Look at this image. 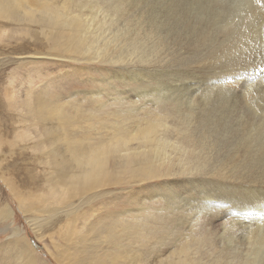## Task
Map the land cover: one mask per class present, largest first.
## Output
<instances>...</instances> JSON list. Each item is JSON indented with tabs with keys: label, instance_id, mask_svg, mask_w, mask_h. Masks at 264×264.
Masks as SVG:
<instances>
[{
	"label": "bare ground",
	"instance_id": "bare-ground-1",
	"mask_svg": "<svg viewBox=\"0 0 264 264\" xmlns=\"http://www.w3.org/2000/svg\"><path fill=\"white\" fill-rule=\"evenodd\" d=\"M0 21L16 26L8 33H20L18 40L44 34L36 46L49 52L31 58L111 63L119 78L137 81L136 97L149 96L166 111L154 109L136 128L120 123L110 138L94 141L68 136L80 117L63 104H49L47 95L40 114L22 121L32 126L48 118L61 127L64 154L51 153L49 183L68 196L159 181L164 188H156L158 194L188 215L181 219L188 225L185 238L168 250L156 242L149 249L156 232L141 230L145 235L134 238L132 223L122 225L117 214L110 215L113 222L94 228L93 246L113 247L110 262L97 264H264V0H0ZM144 63L151 68H141ZM50 129L44 154L58 132ZM174 132L177 138L170 136ZM64 209L70 216L79 208ZM156 216L152 220L166 217ZM122 236L143 254L133 247L121 253ZM31 254L25 264H35Z\"/></svg>",
	"mask_w": 264,
	"mask_h": 264
},
{
	"label": "rangeland",
	"instance_id": "rangeland-1",
	"mask_svg": "<svg viewBox=\"0 0 264 264\" xmlns=\"http://www.w3.org/2000/svg\"><path fill=\"white\" fill-rule=\"evenodd\" d=\"M15 28L16 26L8 21H0V264H25L31 253L35 264H97L101 259L110 262L108 256L113 247L105 244L98 249L93 246L97 242H92V237L96 235V225L103 221L113 222L114 219L109 218L113 214H117L122 225L127 222L134 225L135 229H132V224L129 228L134 238L145 235L138 234L141 230H147L154 235L157 233L155 239L150 240L149 249L157 243L158 249L173 248L177 240L184 239L187 234L188 225L182 223L181 219L188 215L180 211L177 205L167 202L166 197L158 194V190L163 187L162 182L150 181L133 185H125L123 182L72 198L66 194L64 187L58 188L49 183L54 170L51 166V153L60 151L64 154L62 144L59 143L61 127L48 118L46 124L33 120V125L30 126L27 122H22L25 116L40 114L42 104L47 103L42 100V95L49 97V104H63L72 116L78 115L81 118H78L76 127L66 131L68 136L71 132L75 135L74 139L77 137L80 140L110 138L114 130L120 128L123 123L136 128L138 123L152 116L154 109L161 113L166 111H161L160 104L152 102L149 96L136 97L134 89L137 87V81L133 78H119L116 75L118 73L111 69L117 66L111 63L87 62L82 59L59 61L58 57L57 59L43 54L31 58L39 52H49L47 48L36 46L39 41L44 40V34L39 33L34 39L26 36L18 40L20 33H8ZM141 66L151 68L152 63H144ZM112 74H115L114 79ZM215 81L216 77L212 82ZM188 83L198 87V81ZM70 104L73 106L70 107ZM170 121L174 122L173 119ZM175 122L181 125L180 122ZM52 126L58 129L53 141L54 148L44 154L43 151L51 139L48 135ZM176 134L177 132H174L169 135L177 138ZM116 175L117 178H128L127 173ZM210 188L213 189V186ZM166 203L170 206L167 207ZM69 205L75 209L79 208L78 212L69 216L67 209H64ZM221 205L223 207V202ZM55 208L58 210L53 213ZM66 215L68 216L65 217ZM156 215L160 216L159 218L166 217L164 220H152ZM72 220H75V223H72ZM203 221L204 218H201L199 226H194L196 229L193 233ZM160 239L163 242L158 241ZM121 241V253L129 252L131 244L129 247L127 237L122 236ZM90 246L93 249L88 248ZM132 247L137 249L140 255L143 254L144 249L138 244ZM29 248L35 251L28 255L24 250L29 252ZM92 252H100L102 255L96 258ZM85 256L88 257L86 260ZM124 257L131 261L130 254Z\"/></svg>",
	"mask_w": 264,
	"mask_h": 264
}]
</instances>
